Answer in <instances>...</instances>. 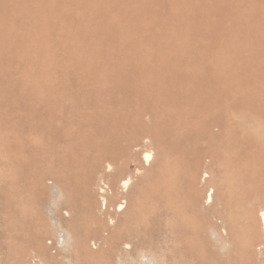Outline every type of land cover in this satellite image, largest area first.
Segmentation results:
<instances>
[{
	"label": "bare ground",
	"instance_id": "bare-ground-1",
	"mask_svg": "<svg viewBox=\"0 0 264 264\" xmlns=\"http://www.w3.org/2000/svg\"><path fill=\"white\" fill-rule=\"evenodd\" d=\"M37 1L38 9L37 6H30L29 0H0V60L5 59L6 66L11 60L27 63L26 59L30 56L26 52L20 54L24 56V61L22 56L21 59L18 58V44L21 41L24 46L26 44L30 47L31 36L35 40L34 47L40 49L37 50L43 57L42 53L46 48L45 41H42L45 35L42 25L46 24L43 13L49 6L54 8L56 1ZM237 1L184 0L178 4L182 6L177 11L178 6H174L173 0H73L75 7L79 9L86 6L87 14H82L85 24L97 26L95 33H103L108 39L125 35L117 20L108 18L111 16V8H122L123 17L130 21L131 35L140 34L139 47L146 50V53L134 58L125 52H100L97 62H86L82 57H73L75 60L70 72L74 71V79L70 81V72L64 70L58 76L57 84L54 71L47 70L44 65L31 70L22 81H2L0 78V90L3 93H7L9 88L10 91L20 90V95L10 99L7 97L2 102L9 105L12 116L9 122L15 139L19 140L22 135L32 144L43 143L40 148L31 149L30 154L24 158L26 166L22 165L21 170L12 171L7 153L10 147L4 140L0 141V264H61L58 259L61 258L64 238H60L62 235L55 237V229L66 227L68 235L76 228L80 220L77 210L79 192L91 199L92 196L102 199L107 194L109 189L101 180L105 172L95 180L94 169L99 164L98 160H102L101 155L103 159L114 156L116 148L113 145L119 139L117 132L124 133L132 128L130 113L119 115L114 111L116 106L128 110L135 103L144 111L150 112L153 118L151 124L142 126L144 131L155 133L150 136L152 139L149 146L157 147L159 141H162L160 136L165 138L166 133L172 137L176 135L172 146L176 144V149L183 147L178 150L179 155L187 152V143H193V137L197 136L198 131L195 133L196 122L193 115L183 111H192L193 114L196 107V111H199V105L212 106L213 100L200 86L228 84L229 79L218 53L212 63L220 64L219 70L217 66L211 69L212 63L191 65L186 59L190 47L184 51L176 42L192 26L202 22L203 29L209 31L206 34L201 33L205 45L203 50L227 44L230 46L233 61L242 68H252V63L246 62L242 52L231 45V34L225 27V23L232 18L233 10L237 14V17L233 16V22L240 23L242 34L248 41L256 40L252 38V29L248 22L238 18L242 16L236 12L239 6ZM70 4L72 5L71 2ZM144 20L148 28L139 32V25ZM160 35L167 36L168 44L158 42ZM160 52L168 55L163 61L159 57ZM4 73L5 71H0V77ZM2 84H7V87H1ZM67 86L72 88L74 105L66 106L63 103ZM81 102L90 105L91 112L88 116L83 115L77 108L76 105ZM99 110L109 116L102 117ZM261 124L256 116L247 113L243 115L240 125L244 140L259 147L250 152L256 157L254 165L246 163L249 158L244 151H240V147L235 148L241 145L234 136V124L230 125L226 135L219 140L224 144L221 152L230 155L227 160L236 162L227 173L223 172L222 183L219 184L221 187L213 182L214 178L210 179L211 173L207 175L203 172V184L209 186L206 204L212 203L217 190H226L225 196L222 194L223 199L212 203L208 209L199 204L202 191L199 189V193L194 195L191 186L184 182L181 156L178 159L171 158L166 150L167 160L159 165V170L153 177L152 186L157 189L153 192L156 193L155 205H148L143 196L137 201L128 199L118 204L116 211L119 213L125 209L126 217L116 231V238H113L114 232L109 233L110 249L104 260L98 264H112L111 259L116 255L119 256L118 264L123 263L122 257H132V264H169L158 253L159 247L154 249L148 243L149 246L141 243L150 236L161 235L165 231L177 240L184 237L183 235L198 234L205 248L203 256L193 262L189 260L187 264H243L246 259L248 264H255L254 254L262 258L264 252L255 250L259 245L257 239H264V208L259 218L255 215V202L261 196L264 197V186H261L264 184L260 183L261 180L258 182L260 176L264 175V125ZM197 125L203 130L202 122L201 126L198 122ZM46 137L52 138L53 145L51 142H43ZM63 138L68 139V151L73 158L67 164L61 162L60 156L64 155L54 150V142ZM99 138H104L102 141H105L106 147L101 146ZM91 147H96L102 153L93 162L92 171L82 178L75 175V171L86 166L87 157L78 153V149L88 150ZM149 149L146 145L143 150V163L146 165H149L151 159ZM110 167L113 168L109 164L106 166L107 172L111 171ZM27 170L34 174L31 181ZM131 179V176H127L118 180V190L125 192L129 189ZM27 180L28 183L24 184ZM46 180H49L48 185ZM145 193L147 192L142 191L141 195ZM90 206L93 204L90 203ZM47 210L49 213L45 212ZM63 210L69 216L68 220L62 217ZM153 215L157 220L153 219L156 218ZM197 218L202 225L196 224ZM218 228L224 237L217 234ZM107 231V225L99 222L92 234L101 238L102 232ZM210 232L215 237H211ZM86 241L87 237L82 235L77 239L76 245L88 253ZM212 241L216 243L213 244ZM216 244L221 251L224 252L225 249L229 254L218 253V249L213 247ZM54 249L55 252L52 253ZM230 252L237 255L231 257ZM148 253L155 262L143 255ZM261 262L264 263V260Z\"/></svg>",
	"mask_w": 264,
	"mask_h": 264
},
{
	"label": "rangeland",
	"instance_id": "rangeland-1",
	"mask_svg": "<svg viewBox=\"0 0 264 264\" xmlns=\"http://www.w3.org/2000/svg\"><path fill=\"white\" fill-rule=\"evenodd\" d=\"M55 1L56 6L54 8L49 6L45 12L46 14H42L43 17L45 16L44 18L46 20V24L42 25L44 28L42 31L45 34L42 41H45L46 47L45 52L43 51L42 53L43 57H41L39 54L40 49L34 47L35 40L32 36V39H29V42L31 43L30 47H28L26 44L24 46V44L20 41L18 44V51L20 52H18V58L22 56L21 58L24 61V56L20 54L25 52L29 54L30 57L26 59L27 63H22V61L18 60H11L10 62H7V66L5 65V59H1L0 71H5V73L1 75L2 77H0L2 81L25 80L27 77L26 74L28 75L31 70L40 68L42 65H44L47 70L54 71L55 83L57 84L58 76L63 73L64 70L70 72V70L73 68V61L77 57H82V59L86 60V62H97L99 60L98 54L100 52L112 54L125 52L129 55H132L134 58H138V55L146 53V50L139 47L140 34L133 33V35H131L130 21L123 17L124 10L122 8L118 6L113 9L111 8V16L108 18L109 20L116 19L119 27L122 29L125 35L108 39L103 33H95L97 26H87L85 24L86 21L83 19L82 14H87L86 6H83L79 9L75 7V3L72 2L73 0ZM173 1L174 6H178L177 11H180V7L182 5L178 4L184 0ZM29 2L30 6H37L36 8L38 9L39 4L37 0H29ZM58 4L59 8H57ZM237 4L239 6L238 10L236 9V12L242 16H238V18L248 22L252 29V38H255L256 40L253 42L248 41L249 39L242 34L240 23L238 21H235V23L233 22L234 17H237V14L233 10L231 12L232 18L225 23V27L230 31L231 45L242 52V54L245 56L246 62L252 63V68H242L241 65L233 61L232 55L230 53V46L227 44L211 46L209 50H203L205 45L203 44L204 42L201 33L206 34L209 31L203 29L204 26L202 25V22H200L198 25L192 26L190 31H186V35L178 39L176 42L184 51L190 47V52L186 59L191 65L203 62L212 63L213 59L218 53L220 58H222V63L224 62V69L229 79V83L227 82L228 84L219 83L217 86H200L201 89L207 93L208 97L213 100V105L210 106L211 108L199 105V111H196V107L195 111L193 110V114L192 111H183L187 114L193 115L194 121L196 122L195 133L198 131L197 136L193 137V143H187V152L179 155L178 150L182 149L183 147L176 149V144L172 146V141H174L176 135L172 137L171 134L167 135L166 133H164V136L166 135L165 138L160 136L159 139H162V141H159L157 147L149 146L148 143L152 139L150 136L151 134L154 135L155 133H151L152 131H144L142 126L143 124H151L153 118L148 110L144 111L142 107L135 103H133L128 110H122V108L119 106H116L114 109V111L119 113V115L130 113V119L132 121V128L129 131L124 133L117 132L119 139L113 145V148H116L117 152H115L114 156L103 159V156L101 155L102 152H99V149L97 150L96 147H91L88 150L78 149V153L85 155L87 160L86 166L79 167L77 171H75V175H78L82 178L86 177V175L92 171L91 168L96 157H100L101 155L102 160H98L99 164L94 169V176L95 180H97V177H99L102 172H105V175L101 180L103 181L102 184L108 187L109 191L102 198L103 200L98 196H92V199L86 198L82 193L79 192L77 197V210L79 212L80 220L78 221L76 228L73 230V232L68 233V235L66 234V227L55 229V237L62 235L63 237L60 238H64V243L62 244L63 247L61 250V258L58 259L61 264H98L104 260L110 249L109 244L111 240L108 241L110 237L109 233L114 232L113 236H115L119 225L124 222L126 217L124 214L125 209L119 213L116 211L119 203L128 199L130 201H137L141 196H143V199L146 203H148V205H155L156 200L154 196L156 193L153 192H156L157 189L155 186H152L153 177L158 172L159 165L163 164V162L167 160L166 158L168 154L165 153L166 150L167 152L169 151V157L171 158L178 159L181 156L183 160L181 164V167H183V180L191 186V192L194 195L199 193V189L202 191V198H200L199 204L205 209H208L212 203L220 202L221 199H223L222 194L226 190H217L218 192L214 194L212 203L206 204V196L209 192V186L207 184H203V172L207 173V175L211 173L209 175L210 179L214 178L213 182L216 184L218 183L217 185L220 186L219 184L222 183L221 177L224 175V173H227L236 162H229L227 160L230 155L223 154L221 152L224 144L219 141L222 136L226 135V131L229 129L231 124L235 125L234 136L241 145H237L235 148L240 147V151H244V154L249 158L247 159L246 163L249 165H254L253 163H255L256 157L255 154L252 155L250 152L253 150L256 151L259 147L257 145L254 146L250 143H247V141L244 140L242 136L243 129L240 127V125L241 121L243 120V115L247 113H251L256 116L264 125V0H238ZM25 5L29 8L27 3ZM203 13L204 10L201 11V15H203ZM147 28V22L144 20L139 25V32H143L142 30H146ZM166 38L167 36L160 35L158 42L166 45L168 44ZM35 49H39L37 50L38 54L36 53ZM167 56L168 55L166 52H160L159 57L161 61L166 59ZM73 57L75 59H73ZM218 60L219 59H217V61ZM213 66H217L219 70L220 64L217 62L212 63L211 69ZM73 72L74 71L70 72V81L74 79V74H72ZM6 85L7 84H2L1 87ZM71 89V87L67 86V94L63 98V103L66 106L75 104V102H73L74 97L73 93H71ZM7 91V93H3L0 90V141L2 142V140H4V142H6V144L10 147V150L7 152L10 157L9 167L12 171H14L21 170L22 165L26 166L27 164L24 162V158L30 154L31 149L40 148L43 143L32 144L22 135L20 136L19 140L15 139V134L12 131L11 123L9 122V120L12 119V116L10 115L11 112L8 109L9 105H4L2 102L7 100V97L10 99V97L20 95V90L10 91L9 88ZM76 106L85 116H88L91 112L90 105L88 103L83 104L81 102ZM99 112L102 117L109 116V114L104 111L99 110ZM197 122L200 123V126L202 122L205 129L202 128L203 130H201L197 125ZM262 124L261 126H263ZM189 126L190 124H188L187 127ZM211 136H214V138ZM102 139L104 138H99V141L102 142L101 146L106 147L107 144H105V141H102ZM45 141L52 143V138L46 137L43 142ZM68 144V139L64 138L54 142V150H57V152H60L64 155L60 156L61 162H63V164H67L73 159L68 151ZM146 145L151 149H149L151 153V159L149 163L150 166L143 163L142 156ZM50 156L53 155L51 154ZM108 164L110 166L112 165L113 167L112 169L110 167L111 171L109 172L106 171V166ZM28 174L31 181L34 174L32 175V173L29 171ZM211 175L213 176L212 178ZM127 176L132 177L131 185L129 189H127L125 192H122L121 190H118V180L120 181ZM260 177L263 180L259 178L258 182L261 180L260 183L264 184V175H261ZM27 183L28 180L24 184ZM48 183L49 180H46L47 185ZM142 191L147 193L141 195ZM91 192H93V187ZM123 196H126L127 198H123ZM256 202L255 215L259 218V214L264 208V197L261 196ZM90 203L93 204L92 207L90 206ZM32 210L36 211L35 208H32ZM45 212L49 213L48 210ZM65 212L66 210H63L62 217H64L65 220H68L69 216L65 215ZM45 216L47 217L46 214ZM153 216L156 217L155 215ZM50 219L52 218L50 217ZM50 219L49 222L51 223L52 221H50ZM153 219L157 220V217ZM196 220L197 225H202L200 219L198 220L197 218ZM99 222L106 224L108 229L107 232H102L101 238L92 234L94 228ZM216 232L220 236L223 235L220 228H218ZM164 233L161 235L155 234L154 236L156 237L150 236L147 238V240H143L141 243H145L146 246L150 245L154 249L159 247L158 253L163 255V261L165 263L187 264V261L190 260L193 262L198 257L203 256L205 248L203 243L199 240L198 234L183 235L184 237H179L177 240L175 238L173 239V237H171L168 232L165 231ZM79 235H85L87 237L86 251H88L90 254L86 253L76 245V241L80 237ZM210 236L215 237L212 232H210ZM222 237H224V235ZM113 238H116V236ZM154 238L156 241H154ZM57 239L58 241H61L59 237H57ZM49 241L53 242L52 239ZM213 241L212 243L215 244L216 242L214 243ZM256 242L259 244L255 248L256 252H264V239L258 238ZM213 247L215 250L218 249L216 251H219L218 253L221 255H226L227 252H225V249L224 252L221 251L219 249V245L217 247L216 244ZM226 249L228 251L229 247ZM54 252L55 249L52 250V253ZM235 254V252H230L231 257H235L237 255ZM143 255L151 258V256H149L150 253ZM117 257L119 256L116 255L111 259L112 264H118ZM131 258L122 257V264H132ZM151 259L153 260V258ZM261 260H264V253L262 258L256 256L255 254L253 255V262L255 264H264L261 262ZM243 261V264L249 263L248 259Z\"/></svg>",
	"mask_w": 264,
	"mask_h": 264
}]
</instances>
